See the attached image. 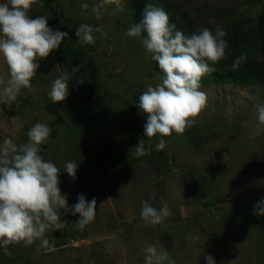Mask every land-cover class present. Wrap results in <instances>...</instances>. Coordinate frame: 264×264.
<instances>
[{"label":"rangeland","instance_id":"rangeland-1","mask_svg":"<svg viewBox=\"0 0 264 264\" xmlns=\"http://www.w3.org/2000/svg\"><path fill=\"white\" fill-rule=\"evenodd\" d=\"M56 2L70 22L55 16L43 0L29 14L47 17L53 30L68 35L39 60L31 89H20L11 105L4 103L10 77L0 54V149L27 143L30 127L37 121L47 123L52 132L39 154L58 167V187L68 205L83 194L88 201L96 198L97 212L81 229L76 224L79 214L61 209L65 228L45 233L54 247L45 249L39 240L29 246L13 243L7 250L0 246V264H145L144 248L150 244L166 250L176 264H207L206 255L216 264H264V216L253 214L264 198V125L255 107L264 104V84L205 75L200 90L206 105L195 124L183 134L165 137V149L157 151L158 136L143 138L147 116L136 105L139 95L160 83L162 75L141 38L125 34L136 23L130 0H120V6L111 0ZM82 3L89 7L82 9ZM102 3L97 19L92 9ZM159 3L186 35L205 27L215 33L219 26L227 36L242 13L256 15L262 8V0ZM82 23L102 27L106 36L95 32V43H79L72 33ZM246 30L240 53L262 59L255 32ZM89 59L100 74L91 92ZM62 73L69 76V94L54 104L47 93ZM141 138L150 152L137 157L135 146ZM107 154L129 161L77 170L75 178L65 171L66 161L79 166ZM145 200L158 209L163 206L159 201L166 202L172 214L159 225L146 224L140 216Z\"/></svg>","mask_w":264,"mask_h":264},{"label":"clouds","instance_id":"clouds-1","mask_svg":"<svg viewBox=\"0 0 264 264\" xmlns=\"http://www.w3.org/2000/svg\"><path fill=\"white\" fill-rule=\"evenodd\" d=\"M111 2L120 6V0ZM36 3L38 0L0 2V54L6 61L10 77L4 88V103L9 105L16 102L20 89H31V81L40 67L39 60L58 49L68 35L59 29L53 30L45 16L32 18L29 13ZM102 6L103 3L92 9L97 19L102 14ZM88 7L86 3L81 4L82 9ZM95 32L106 36L102 27L83 23L77 27L75 35L79 43L93 44ZM125 34L141 38L146 53L163 74L160 83L154 87L149 85L139 95L136 105L147 116L143 138L150 141L158 136L155 149L163 151L167 144L165 137H170L173 132L183 134L191 128L196 122L195 117L206 105V94L200 90L201 79L215 72L212 65L225 57L226 31L217 26L213 33L205 27L186 35L170 22L163 8L149 2L143 9L142 19L131 25ZM246 59L241 54L234 60L232 70H238ZM68 81V74L62 73L51 82L47 95L54 104L67 98ZM255 107L257 120L264 125V104ZM51 132L47 123L37 121L28 130L27 143L13 146L11 150L0 149V246L5 250L13 243L23 242L29 246L37 240L45 249L54 247L45 233L65 228L67 221L61 219V209L72 215L79 214L76 224L81 229L95 219L96 198L88 201L83 194H78V202L69 206L66 195L58 187V167L39 154L40 146L48 142ZM143 138L135 146L137 157L150 152L145 148ZM77 169L75 161L65 162L69 176L75 178ZM161 203L163 206L158 209L148 200L142 201L140 216L146 224L159 225L172 214L167 203ZM253 214L264 216V198L256 203ZM144 253L145 264H176L166 250H158L155 245L146 246ZM205 259L207 264H216L212 255H206Z\"/></svg>","mask_w":264,"mask_h":264},{"label":"trees","instance_id":"trees-1","mask_svg":"<svg viewBox=\"0 0 264 264\" xmlns=\"http://www.w3.org/2000/svg\"><path fill=\"white\" fill-rule=\"evenodd\" d=\"M149 2L153 3L157 7H161L159 0H130L136 23H138L142 19L143 9ZM43 5L49 8L58 18H63L67 22H70L72 20V18L69 17L61 8V6L56 2V0H43ZM168 15L170 17V22L176 25L177 30H180L176 17L171 13H168ZM246 27H248L249 30H253L255 32L253 40L263 54V58L259 59L255 56L248 55L246 56V62L241 64L238 70L233 71L232 64L234 60L241 55L240 47L242 41L247 36V33H249L247 32ZM64 31H66V28L64 29ZM72 35L75 39L78 40L75 32H73ZM224 39H226V41L228 42V47L225 50V57L219 62L215 63L216 70L215 72H213V74L220 78L231 80L233 82H240L242 84H264V0H262L261 10L256 15H252L250 13H242L241 16L236 19L232 26L229 28L228 34ZM152 63L156 72L163 75L159 70L157 63L153 60ZM88 64L91 67V79L89 81L88 91L91 92L94 89L97 80L100 77V74L99 67L94 62V60L89 59ZM68 108L69 110L71 109L70 104ZM128 161L129 160L127 159H122L120 157H115L107 154L102 156L98 160H85L84 162L79 164L77 170L84 172L92 168H108L114 165H120ZM160 205L161 202L159 201L158 206Z\"/></svg>","mask_w":264,"mask_h":264}]
</instances>
